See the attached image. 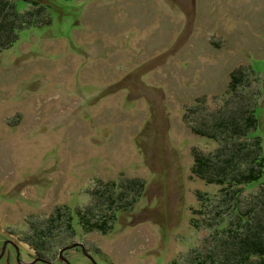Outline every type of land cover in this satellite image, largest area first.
Masks as SVG:
<instances>
[{
    "label": "rangeland",
    "instance_id": "374dc122",
    "mask_svg": "<svg viewBox=\"0 0 264 264\" xmlns=\"http://www.w3.org/2000/svg\"><path fill=\"white\" fill-rule=\"evenodd\" d=\"M55 8L0 50V250L8 236L23 261L64 264L60 249L81 241L100 264H194L238 213L235 186L202 177L197 157L249 150L236 163L247 171L264 155V0ZM244 116L256 128L233 133ZM109 187L90 214L105 229L84 223ZM238 191L246 219H264V176ZM0 264H21L16 250Z\"/></svg>",
    "mask_w": 264,
    "mask_h": 264
},
{
    "label": "trees",
    "instance_id": "16d2710c",
    "mask_svg": "<svg viewBox=\"0 0 264 264\" xmlns=\"http://www.w3.org/2000/svg\"><path fill=\"white\" fill-rule=\"evenodd\" d=\"M60 1L62 0H0V50H4L3 48L14 43L24 28L34 25L41 26L51 22L50 19H53L57 12L55 5ZM27 6L30 8L26 9ZM45 12L48 18L46 20L43 19V22L40 17ZM243 119L244 122L236 119L238 122L233 124V129L236 127L239 129L236 128L233 133L247 135L249 128H256L257 122L255 119L245 118V116ZM220 152L218 158L223 157L224 163L200 156L199 158L197 157L198 165L196 164L193 169L208 181L217 180L218 182H227L228 185L235 186V189L231 191L230 197L235 201L234 205L238 213L234 224L232 223V226L222 229L224 234L220 237L219 244L214 249H211L206 256L197 252V255L194 256V264H264V219L254 220L253 225L252 222L246 219L245 213L243 214L239 210L237 204V197L240 194L238 189L240 190L241 184L250 183V185H253L255 181L262 179L264 176L263 151L255 152L254 161L257 166L252 165L248 167L247 171L236 168V163L240 156L249 157L252 154L249 150L247 152L250 154L243 150L241 153L239 152L241 155L232 153L231 157L226 155L224 151ZM216 176L218 178H214ZM108 189L110 187L101 191L96 190L97 198L95 203L87 208L88 211L83 217V219L87 218V220H83L84 223L91 224L92 221L94 226L97 225L99 228L105 229L104 225L107 221L103 220L106 216L103 215L102 219H100V216L92 220L90 214H93L96 207L109 206V202L106 204V201L109 200L105 199H110L113 194L108 195ZM100 198L105 200V203L103 200L101 203ZM111 215L113 214L111 213ZM99 220L102 221L100 224L97 223Z\"/></svg>",
    "mask_w": 264,
    "mask_h": 264
},
{
    "label": "water",
    "instance_id": "95a60500",
    "mask_svg": "<svg viewBox=\"0 0 264 264\" xmlns=\"http://www.w3.org/2000/svg\"><path fill=\"white\" fill-rule=\"evenodd\" d=\"M9 242L13 243V244L15 245L16 249H17L18 251H20V250H19V245H17L14 241H12V240H6V241L4 242V244H3V248H2V251H1V253H0V259L4 256V253H5V247H6V245H7ZM76 246H81L83 252H84L88 257H90V258L92 259V261L94 262V264H100V263H98V261H96V259L93 257V255L90 253V251L87 249L86 244H85L84 242H81V241L73 242V243H70V244H68V245H66V246H64V247H62V248L60 249V256H59L60 259L63 260V261H65L67 264H72L71 261H70V260L64 255V252H65V250L70 249V248H73V247H76ZM18 253H19V252H18ZM18 257H19V254H18ZM37 261H43V262L48 263V264H54L53 261H51L49 258L44 257V256H36L32 261L27 262V263H24V264H34V263H36Z\"/></svg>",
    "mask_w": 264,
    "mask_h": 264
},
{
    "label": "flooded vegetation",
    "instance_id": "af4514ba",
    "mask_svg": "<svg viewBox=\"0 0 264 264\" xmlns=\"http://www.w3.org/2000/svg\"><path fill=\"white\" fill-rule=\"evenodd\" d=\"M6 240H12V241L15 242L14 239H12L11 237H8V236H7L4 240H2L1 243L4 244L3 242H5ZM15 243H16V242H15ZM2 244H1V245H2ZM16 244H17V243H16ZM2 248H3V246H1V250H0V252L2 251ZM11 248H14V249L16 250V252H17V259H18V261H19L21 264L27 263V262L23 261L22 258H21V252H23V251L25 250L24 248H22L21 246H19V250H20V251H18V250L16 249L15 245H14L13 243L9 242V243L6 245V247H5V252L10 251ZM75 248H76V249H79V248L82 249L81 246H76ZM18 252H19V253H18ZM26 253H27L28 255H30V258H31L30 261H32L36 256H44V255H40V254H35V256H34V255H32V253L29 252V251H26ZM18 254H19V257H18ZM44 257H45V256H44ZM1 259H2V258H1ZM30 261H29V262H30ZM42 262H43V261H42ZM43 263H45V262H43ZM62 263L67 264V263H66L65 261H63V260H62ZM45 264H48V263H45Z\"/></svg>",
    "mask_w": 264,
    "mask_h": 264
}]
</instances>
